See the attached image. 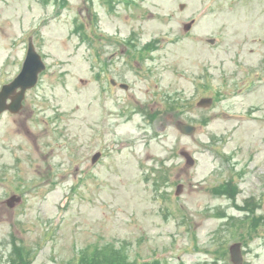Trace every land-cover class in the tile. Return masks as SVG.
Masks as SVG:
<instances>
[{"label": "rangeland", "instance_id": "1", "mask_svg": "<svg viewBox=\"0 0 264 264\" xmlns=\"http://www.w3.org/2000/svg\"><path fill=\"white\" fill-rule=\"evenodd\" d=\"M30 38L47 69L0 116V264H264V0H0V89Z\"/></svg>", "mask_w": 264, "mask_h": 264}, {"label": "water", "instance_id": "2", "mask_svg": "<svg viewBox=\"0 0 264 264\" xmlns=\"http://www.w3.org/2000/svg\"><path fill=\"white\" fill-rule=\"evenodd\" d=\"M45 68L46 66L41 56L36 51L34 44L30 42L27 58L20 75L12 83L5 85L0 91V115L6 110L18 113L22 109V102L25 99L26 91L37 85L39 75ZM18 89L21 90L17 92ZM8 99L12 100L11 104L7 103ZM210 104H212L211 99H203L199 103L202 107L209 106ZM178 128L186 135H192L196 130V127L184 123H179ZM183 155L188 159V164L192 165V157L187 152H184ZM181 189L182 185L179 186V190ZM14 201L15 197L11 198L8 202L9 205L13 206ZM17 201L20 202L21 198H17ZM231 253L233 262L235 264H242L243 258L239 244L232 247Z\"/></svg>", "mask_w": 264, "mask_h": 264}, {"label": "trees", "instance_id": "3", "mask_svg": "<svg viewBox=\"0 0 264 264\" xmlns=\"http://www.w3.org/2000/svg\"><path fill=\"white\" fill-rule=\"evenodd\" d=\"M17 250H18V248H17ZM96 257H97V255H96ZM106 258H107L106 255L103 258L99 255V259H100L99 261H101V262H102V260L103 261L106 260ZM116 258L117 259H115L114 257H111V260L109 262L106 261V263L107 264H114V263H118L119 261L126 262L125 257L123 255H116ZM116 260H118V261H116Z\"/></svg>", "mask_w": 264, "mask_h": 264}, {"label": "flooded vegetation", "instance_id": "4", "mask_svg": "<svg viewBox=\"0 0 264 264\" xmlns=\"http://www.w3.org/2000/svg\"><path fill=\"white\" fill-rule=\"evenodd\" d=\"M110 83H111V85H112L113 81H112V82L110 81ZM120 85H121V84H120ZM103 89H104V88H103ZM99 153H100V152H99ZM102 159H103V156H102L101 160H102ZM101 160H100V161H101Z\"/></svg>", "mask_w": 264, "mask_h": 264}]
</instances>
